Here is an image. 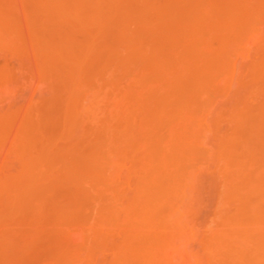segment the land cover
<instances>
[{
  "label": "rangeland",
  "instance_id": "374dc122",
  "mask_svg": "<svg viewBox=\"0 0 264 264\" xmlns=\"http://www.w3.org/2000/svg\"><path fill=\"white\" fill-rule=\"evenodd\" d=\"M84 1L0 0V264H251L264 0Z\"/></svg>",
  "mask_w": 264,
  "mask_h": 264
},
{
  "label": "bare ground",
  "instance_id": "6f19581e",
  "mask_svg": "<svg viewBox=\"0 0 264 264\" xmlns=\"http://www.w3.org/2000/svg\"><path fill=\"white\" fill-rule=\"evenodd\" d=\"M46 1H47V0H46ZM52 1H53V0H52ZM83 1H84V0H54V3H53V2H52V3L50 2V6H51V4H53V9H54L53 11H50V13L53 12L54 15H55V13H56L57 15H62V16H64L63 19H65V17H69V18L72 17V18H73V17H75V16H78V13H79V6H80V4H81ZM84 2H85V1H84ZM46 3L49 4V1L46 2ZM47 4H45V5H47ZM99 4H100V3H99ZM108 5H109V4H108ZM110 5H111V4H110ZM85 6H86V5H85ZM45 7H47V6H45ZM110 7H111V6H110ZM112 7H113V6H112ZM47 8H48V7H47ZM51 8H52V7H51ZM44 9H46V8H44ZM47 12H48V10H47ZM81 13H82V12H81ZM84 14H85V13H84ZM47 15H48V14H47ZM50 16H51V15H50ZM81 16H82V15H81ZM72 18H71V20H72ZM79 18H80V17H79ZM79 18H78V19H79ZM82 19H83V18H82ZM56 20H57V19H56ZM73 20H74V19H73ZM58 21H59V20H58ZM76 21H77V20H76ZM83 22H84V21H83ZM66 44H67V43H65V45H66ZM63 46H64V45H63ZM66 46H67V45H66ZM69 47H70V46H69ZM64 48H65V47H64ZM65 49H67V48H65ZM71 49H72V48H71ZM56 50H58V49H56ZM69 51H70V50H69ZM57 52H58V51H57ZM68 54H69V52H68ZM70 55H71V54H70ZM72 55H73V54H72ZM73 57H74V56H73ZM73 61H74V59H73ZM75 61H76V60H75ZM75 63H76V62H75ZM156 108H157V107H156ZM161 108H162V107H161ZM153 109H155V108H153ZM158 109H159V108H158ZM155 110H156V109H155ZM163 110H164L163 112H167V110L165 111L164 108H163ZM160 111H162V110L160 109ZM160 111H158V112H160ZM154 112H155V111H154ZM154 112H152V113H154ZM163 112H162V117H161V118H163V116H164V115H163ZM155 114H157V113H155ZM158 114H159V113H158ZM158 114H157V115H158ZM160 114H161V112H160ZM160 114H159V115H160ZM164 114H165V113H164ZM153 115H154V114H153ZM153 115H151V117H153ZM157 115H155L156 118H157ZM151 117H150V118H151ZM158 117H160V116H158ZM164 117H165V116H164ZM158 119H160V118H158ZM163 119H164V118H163ZM167 143H168V142H167ZM167 143H166V144H167ZM170 143H171V141H170ZM170 143H168V144H169V145H168L169 147L171 146ZM172 143H174V142H172ZM172 143H171V144H172ZM164 145H165V144H164ZM172 145H173V144H172ZM166 146H167V145H165L164 148H166ZM168 146H167V147H168ZM174 146H176L175 149H177V145H174ZM178 146H179V145H178ZM228 148H229V147H226V149H228ZM167 149H168V148H167ZM167 149H166V150H167ZM171 149H172V147H171ZM175 149H174V151H175ZM229 149H230V148H229ZM158 150H160V149L157 148V151H158ZM166 150H165V151H166ZM168 150H170V148H169ZM153 151H154V150H153ZM157 151H156V153H158V152L160 153V151H158V152H157ZM175 152H176V151H175ZM177 152H179V151H177ZM224 152H225V151H224ZM161 153H162V154L160 155V158H157V157H156V159L159 160V161H158V164H160V166L162 165L161 167L163 168V167H164V166H163V164H164V160L166 159V161L169 160V162H170V158L168 159L167 156H166V158L163 157V152H161ZM170 153H171V152H170ZM180 153H181V152H180ZM228 153H229V152H228ZM164 155H165V154H164ZM150 156H151V155H150ZM150 156H149L148 158H151L152 160H151V162L148 160L149 165H150V163H152V161L154 162V159H153L152 157H150ZM161 157H162V158H161ZM221 157H223V156H221ZM163 158H164V160H163V162H162L163 164H161V159H163ZM228 158H231V157H228ZM167 159H168V160H167ZM232 159H233V158H232ZM171 160H172V159H171ZM166 161H165V162H166ZM232 161H233V160H232ZM148 162H147V164H148ZM156 162H157V160H156L154 163H156ZM159 162H160V163H159ZM166 163L168 164V162H166ZM167 164H164V165L168 166ZM152 165H154V164L152 163V164H151V167H152ZM241 165H242V164H241ZM156 166H157V168L159 167V165H156ZM156 166H154V168H155ZM146 167H148V166H146ZM149 167H150V166H149ZM149 167H148V168H149ZM151 167H150V169H151ZM161 167H159V169H161ZM241 168H242V167H241ZM243 168H244V167H243ZM146 169H147V168H146ZM146 169H145V170H146ZM159 169H158V170H159ZM165 169H166V168H165ZM147 170H148V169H147ZM147 170H146V171H147ZM151 170H152L151 173H150V171L148 172V173H150V175H151V174H154V172L157 171L156 169H155L156 171H155L154 169H151ZM153 170H154V172H153ZM237 170H239V169H237ZM240 170H242V169H240ZM160 171H161V170H160ZM143 172H144V170H143ZM143 172H142V173H143ZM158 172H159V171H158ZM158 172H156V175L158 174V176H160V177H161V176H162V177L165 176V175H163V174L161 175V174H160L161 172H159V173H158ZM145 174H147V172H145ZM154 175H155V174H154ZM154 175H153L152 177H154ZM244 175H245L246 177L248 176V175H246V174H244ZM142 176H143V174H142ZM144 176H145V175H144ZM144 176H143L142 178H144ZM147 176H148V175H147ZM158 176H155V177H156V178H160V177H158ZM242 176H243V175H242ZM149 178H151V176H149L148 178H146L145 181H147V179H148V181H149ZM156 178H155V179H156ZM164 178H165V177H164ZM240 178H241V177H240ZM247 178H249V177H247ZM161 179L163 180V182L165 181V179H163V178H161ZM254 179H255V178H254ZM257 179H258V178H257ZM142 180H143V183H145V182H144V179H142ZM151 180H152V178H151ZM156 180H157V179H156ZM156 180H155V181H156ZM162 180H161V181H162ZM241 180H242V179H241ZM155 181H154V179H153V182H155ZM159 181H160V180H159ZM242 181H243V180H242ZM246 181H247V180H246ZM249 181H250V180H249ZM251 181H252V180H251ZM258 181H259V180H258ZM163 182H161V183L164 184ZM155 183H158V181L155 182ZM166 183H167V181H166ZM166 183L164 184L165 186L163 185V186L165 187V189L167 188ZM249 183H251V182H249ZM252 183H253V182H252ZM162 184L159 183V185H161V186H162ZM243 184H245V182L242 183V185H243ZM247 184H248V183H247ZM247 184H246V185H247ZM144 185H145V184H144ZM249 185H251V184H249ZM253 185H254V183H253ZM253 185H251V187H254ZM140 186H141V185H140ZM152 186H154V184H153ZM234 186H235L234 188H236V187L238 188V185H234ZM142 187H144V186H142ZM164 187H163V188H164ZM246 187H247V186H246ZM251 187H250V189H252ZM163 188L161 189V191H162V192L164 191V194H163V195H165V190H164ZM242 188H243V187H242ZM244 188H245V186H244ZM247 188H248V187H247ZM167 189H168V188H167ZM229 189H230V188H229ZM250 189L248 188V190H250ZM254 189H255V188H254ZM145 190H146V188H145ZM158 190H159V189H158ZM231 190H232V189H231ZM236 190H237V189H236ZM238 190H239V189H238ZM245 190H246V188H245ZM245 190H244V191H245ZM260 190H261V189H260ZM152 191H153V190H152ZM256 191H257V190H256ZM147 192H148V194H149V191H148V190L145 191L144 193L146 194ZM234 192H235V191H234ZM237 192H238V191H237ZM237 192H236V193H237ZM251 192H252V191H251ZM225 193H227V192H225ZM225 193H223V194H225ZM145 194H144V195H145ZM155 194H156V195H155ZM155 194L153 193V195H155L156 197H158L160 193H159L158 195H157V193H155ZM223 194H222V195H223ZM254 194H255V193H254ZM166 195H168V193H166ZM166 195H165V196H166ZM222 195L220 196V198L222 197L221 199L224 200V196H222ZM246 195H247V194H246ZM249 195H250V194H249ZM145 196H146V195H145ZM161 196H162V194H161ZM142 197H143V196H142ZM147 197H148V196H147ZM159 197H160V196H159ZM166 197H167V196H166ZM261 197H262V196H261ZM162 198H165V197H162ZM162 198H161V199H162ZM167 198H168V197H167ZM167 198H165V199H167ZM226 198H227V197H226ZM232 198H233V197H232ZM235 198L238 199V196H237V197L235 196ZM161 199H160V200H161ZM233 199H234V198H233ZM254 199H255V198H254ZM257 199H258V198H257ZM261 199H262V198H261ZM146 200H147V199H146ZM146 200L144 199L145 203H146ZM222 200H221V201H222ZM227 200H228V199H227ZM135 201H136V200H135ZM144 201H139V204H140L141 202L144 203ZM162 201H164V200L162 199ZM224 201H225V200H224ZM260 201H261V200H259V203H260ZM137 202H138V201H137ZM137 202H135V203H137ZM150 202H151V201H150ZM150 202H148V203L150 204ZM219 202H220V201H219ZM222 202H223V201H222ZM225 202H226V201H225ZM154 203H155V202H154ZM156 203L158 204V202H156ZM156 203H155V205H156ZM220 203H221V202H220ZM228 203H229V201H228ZM252 203H253V202H252ZM137 204H138V203H137ZM250 204H251V203H250ZM257 204H258V203H257ZM145 205L147 206V203L144 204V206H145ZM150 205H151V204H150ZM150 205L148 206V208H150ZM152 205H153V206H151V207H154V204H153V203H152ZM254 205H256V204L254 203L253 206H254ZM258 205H259V204H258ZM138 206H139V205H138ZM138 206H137V207H138ZM141 206H142V207H141ZM146 206H145V207H146ZM259 206H260V205H259ZM137 207H136V208H137ZM140 207H141L142 209H145V207L143 208V204H142V205L140 204ZM256 207L258 208L257 205H256ZM148 208H146V210H147ZM156 208L158 209V207H156ZM156 208L154 207V209H156ZM254 208H255V207H254ZM262 208H264V207H262ZM150 209H151V208H150ZM150 209H149V210H150ZM146 210H145V211H146ZM152 210H153V209H152ZM152 210H150L149 212H151ZM158 210H159V209H158ZM258 210H259V209H258ZM258 210H257V211H258ZM262 210H264V209H262ZM137 211H138V210H137ZM156 211H157V210H156ZM167 211H168V210H167ZM146 212H147V211H146ZM146 212H144V213H146ZM152 212H153V211H152ZM240 212H241V211H240ZM242 212H243V210H242ZM250 212H251V210H250ZM255 212H256V211H255ZM137 213H138V212H137ZM140 213H141V212H140ZM142 213H143V212H142ZM147 213H148V212H147ZM244 213H245V211H244ZM244 213H242V215H243ZM246 213H247V212H246ZM258 213H259V211H258ZM138 214H139V213H138ZM151 214H152V213H150L149 215H151ZM252 214H253V213H252ZM249 215H250V214H249ZM249 215H248V216H249ZM238 216H239V215H238ZM253 216H254V215H253ZM253 216H252V217H253ZM261 216H264V215H261ZM146 217H147V216H146ZM146 217H145V218H146ZM236 217H237V216H236ZM246 217H247V216H246ZM246 217H244V218H246ZM250 217H251V216H250ZM148 218H149V217H148ZM148 218H147V219H148ZM238 218H240V216H239ZM254 218H257V214H256V217H254ZM260 218H261V217H260ZM262 218H264V217H262ZM140 219H141V218H140ZM150 219H151V218H150ZM240 219H241V218H240ZM136 220H137V223H136V224L138 225V219H136ZM141 220H142V222H141ZM141 220H139V221H140L141 223L146 222V223H144V224H146V226H147V222H148V220L144 221V218L141 219ZM233 220H234V219H233ZM238 220H239V219H238ZM150 221H151V220H150ZM229 221H230V220H229ZM235 221H236V220H235ZM242 221H243V222H240V221H239V227H240V228H239V231H238L239 233H236V232H235V233H234L235 235H234V234H233L234 236L232 235V242L235 243V244H236V241L234 242V241H233V238H236V237H242V238H243V236L245 237V234L254 232V229H255V232H256V229L258 228V227L256 228V225H257V221H258V220H257V221H255V220H250V221L246 222V221L243 219ZM244 221H245V223H244ZM135 222H136V221H135ZM140 222H139V224H140ZM230 222H231V221H230ZM149 223H150V222H149ZM236 223H237V222H236ZM230 224H232V223H230ZM233 224H234V223H233ZM237 224H238V223H237ZM240 224H241V225H240ZM258 225H259V224H258ZM258 225H257V226H258ZM260 225H261V224H260ZM140 226H141V225H140ZM259 227H260V226H259ZM261 228H264V227H260V228H259L260 231H261ZM251 230H252V231H251ZM257 230H258V229H257ZM229 231H230V230H229ZM249 231H250V232H249ZM224 232H225V231H224ZM224 232H223V233H224ZM261 232H262V231H261ZM226 233L228 234L227 231H226ZM232 233H233V232H232ZM256 233H258V235H259V232H256ZM221 234H222V233H221ZM227 236H229V235H227ZM230 236H231V235H230ZM230 236H229V237H230ZM246 236H247V235H246ZM219 237H220V235H219ZM225 237H226V236H225ZM255 237H256V235L254 236V245L252 244V245H253V251L251 252V255H250V256H247V257H249V258H248V262H251V264H264V239H261V238H260V239H259V238L255 239ZM215 238H216V237H215ZM140 239H141V238H140ZM221 239H222V237H221ZM223 239H224V238H223ZM223 239H222V240H223ZM229 239H230V238H229ZM239 239H240V238H239ZM247 239H248V238H247ZM247 239H245V241H247ZM166 240H167V239H166ZM234 240H235V239H234ZM237 240H238V239H237ZM139 241H140V240H139ZM216 241H217V240H216ZM219 241H221V240H219ZM226 241H227V239H226ZM229 241H231V240H229ZM159 242H160V241H159ZM161 242H162V241H161ZM165 242L168 243L167 241H165ZM221 242H223V241H221ZM232 242H231V243H232ZM142 243H143V242H142ZM163 243H164V242H163ZM216 243H217V242H216ZM248 243H249V242H248ZM143 244H144V243H143ZM221 244H222V243H221ZM225 244H227V243H225ZM229 244H230V243H229ZM239 244H240V243H239ZM239 244H238V245H239ZM246 244H247V242H246ZM131 245H132V244H131ZM139 245L143 246L142 244H139ZM139 245H138V246H139ZM156 245H157V244H156ZM156 245H155V246H156ZM216 245H217V244H216ZM231 245H232V244H231ZM252 245H251V246H252ZM141 246H139V248H141ZM144 246H145V244H144ZM153 246H154V244H153ZM153 246H152V251H153ZM160 246H161V245H160ZM229 246H230V245H229ZM232 246H234V245H232ZM236 246H237V245H236ZM130 247L133 248L134 246H130ZM216 247H218V245H217ZM224 247H226V245H224ZM127 248L130 250L129 247H127ZM134 248H135V247H134ZM134 248H133V250H135ZM136 248H137V247H136ZM142 248H144V247H142ZM142 248H141L140 250H144V249H142ZM146 248H147V247H146ZM146 248H145V249H146ZM221 248H222V247H221ZM221 248H220V250H221ZM226 248H228V246H227ZM232 248H233V247H232ZM234 248H236V247H234ZM234 248L231 249V251H232V250L235 251ZM245 248H246V247H245ZM247 248H248V247H247ZM148 249H149V248H148ZM228 249H229V248H228ZM240 249H241V248H240ZM133 250H132V251H133ZM156 250H157V249H155V252H156ZM236 250H237V249H236ZM132 251H130V252L132 253ZM136 251H137V250H135V252H136ZM148 251H150V252H148ZM148 251H147V252L150 253V255L147 256V257H149V258L153 257V259H154L155 257H154V256H151V254H152L151 249H149ZM157 251H158V250H157ZM160 251H161V249H160ZM135 252H134V254L137 253V252H136V253H135ZM138 252H139V251H138ZM141 252H143V251H141ZM145 252H146V251H145ZM145 252H144V253H145ZM147 252H146V254H148ZM155 252L153 253V255H155ZM221 252H222V251H221ZM237 252H238V251H237ZM237 252L235 251V253H237ZM144 253H143V254H144ZM156 253H157V252H156ZM159 253H160V252H159ZM222 253H223V252H222ZM140 254L142 255V253H140ZM220 254H221V253H220ZM159 255H160V254H159ZM228 255H229V254H228ZM245 255H246V254H245ZM248 255H249V254H248ZM131 256H133V255H131ZM134 256H135V255H134ZM134 256H133V257H134ZM139 256H140V255H139ZM144 256H145V254L142 255V256H140V257H141L142 260H144V264H145V261H146V260L142 258V257H144ZM157 256H158V255H157ZM157 256H156V257H157ZM229 256H230V255H229ZM232 256H233V255H232ZM232 256H231V257H232ZM234 256H235V255H234ZM133 257H132V259L134 260ZM140 257H139V258H140ZM147 257H146V259H147ZM244 257H245V259H246V256H244ZM244 257H243L242 255H240V252H239V254H238V256H237L236 258L239 259V261H242V260L244 261V260H245ZM136 258H137V260H138V256H137ZM157 258H158V257H157ZM157 258H156V259H157ZM132 259H131V260H132ZM141 259L138 260V262H135V264H136V263H137V264H138V263H141V262H142ZM153 259H152V260H153ZM137 260L135 259L134 261H137ZM152 260H151V262H152ZM235 260H236V259H235ZM139 261H141V262H139ZM153 261H155V262L157 261V262L159 263L161 260L158 261V259H157V260H153ZM151 262H148V260H147V263L150 264ZM248 262H247V263H248ZM230 263H231V262H230ZM119 264H120V263H119ZM159 264H160V263H159ZM241 264H242V262H241Z\"/></svg>",
  "mask_w": 264,
  "mask_h": 264
}]
</instances>
